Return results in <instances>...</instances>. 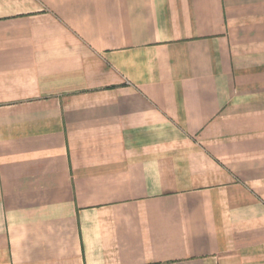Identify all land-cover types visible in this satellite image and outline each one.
I'll return each mask as SVG.
<instances>
[{
	"label": "crops",
	"instance_id": "1",
	"mask_svg": "<svg viewBox=\"0 0 264 264\" xmlns=\"http://www.w3.org/2000/svg\"><path fill=\"white\" fill-rule=\"evenodd\" d=\"M0 264H264V0H0Z\"/></svg>",
	"mask_w": 264,
	"mask_h": 264
}]
</instances>
